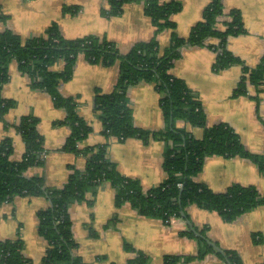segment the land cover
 <instances>
[{"label":"crops","instance_id":"1","mask_svg":"<svg viewBox=\"0 0 264 264\" xmlns=\"http://www.w3.org/2000/svg\"><path fill=\"white\" fill-rule=\"evenodd\" d=\"M161 2L171 0H160ZM178 1V0H176ZM181 9L171 16L175 29L164 28L156 34L160 49L170 43L173 31L187 36L191 28L203 18V10L210 0H179ZM227 14L238 9L243 17L245 31L229 35L227 48L251 68L264 56V0H222ZM65 6H70L64 10ZM107 0H0V31L10 29L24 42L31 36L45 33L56 23L66 38L96 35L113 41L121 52L133 44L148 41L155 36V26L145 13V0L124 3L117 15L104 12ZM225 15L220 16L219 28L224 29ZM212 42L216 40L212 39ZM216 50L209 45H188L181 49L171 69L187 86L198 94L205 112L206 125L226 123L239 134L241 142L252 152H264V82L261 89L247 84L246 93H236L244 69L240 64L216 69ZM62 60L53 68L61 70ZM8 79L1 95L13 101L3 117L0 116V141L9 137L13 142L12 160H20L25 152V141L16 124L24 115L37 116L38 130L43 136L44 161L29 166L25 175L43 176L51 187H62L73 167L85 168L88 156L64 148L70 126L61 123L64 108L55 106L45 90L30 85V77L23 73L16 60L8 66ZM119 73V61L112 65L93 63L79 55L71 77L62 81L60 92L77 98V113L91 126L78 146L109 141L108 155L123 175L139 179L144 189L160 184L165 178L163 154L166 142L153 138L144 142L139 137L120 140L107 138L96 108L97 91L113 90ZM129 103L134 125L148 130H160L166 125L161 107L162 95L153 83L141 81L129 88ZM172 123V122H171ZM194 137L204 135V127L192 125L184 118L174 121ZM196 180L208 184L215 192H224L232 183L252 185L264 194V173L250 159L236 155L224 157L207 155ZM86 198L69 207L73 237L78 242L76 253L93 264H122L135 256L127 249L131 244L144 251L149 264H163L165 255H196L198 243L181 231L186 219H162L141 215L129 202L115 205V188L105 182L89 190ZM49 205L44 196H16L0 204V240L21 238L23 255L31 264H42L47 241L38 231V211ZM189 219L197 227H208V237L223 249L236 250L243 264H264V204L246 211L233 222H226L214 210H205L195 204L188 206ZM178 264H228L217 254L209 252L204 258Z\"/></svg>","mask_w":264,"mask_h":264},{"label":"trees","instance_id":"2","mask_svg":"<svg viewBox=\"0 0 264 264\" xmlns=\"http://www.w3.org/2000/svg\"><path fill=\"white\" fill-rule=\"evenodd\" d=\"M109 8L104 12L117 15L124 3L131 0H107ZM133 1V0H132ZM181 2L171 0H145V13L155 26V36L148 41H139L127 52H121L116 44L104 37L85 35L66 38L56 23L45 33L31 36L26 42L10 29L0 31V116L3 117L14 104L3 98L1 90L8 79V66L16 60L20 70L27 74L30 85L47 91L55 106L64 108L65 118L61 123L70 126V134L64 148L75 153L83 152L88 158L85 168L73 167L67 182L62 187H51L43 176H27L29 166L44 161V139L38 130V117L24 115L16 124L25 141V152L20 160H12L13 142L9 137L0 141V204L16 196H44L49 205L38 211V233L47 241L42 264H93L76 253L78 242L73 237L69 207L74 202L85 200L89 190H95L105 182L115 188V205L129 202L141 215L162 219L170 223L172 218L189 219L188 206L195 204L205 210L216 211L226 222H233L241 214L264 204V194L252 185L232 183L224 192H215L203 182L196 180L202 171L207 155L224 157L242 156L254 162L264 173V152L248 150L236 130L226 123L206 125L205 112L197 93L185 81L172 72L181 49L188 45H209L217 52L214 68L224 69L231 64H240L244 74L235 90L246 93L247 84L261 89L264 82V56L251 68L227 48L229 35L245 31L243 17L238 9L224 11L222 0H210L203 10L202 20L196 23L187 36L173 31L170 43L160 49L156 34L164 28L175 29L171 16L181 9ZM70 6H65L68 10ZM228 17L225 28H219L220 16ZM214 39L216 42H212ZM93 63L112 65L119 61V73L110 92L97 91L96 108L107 138L120 140L139 137L144 142L161 139L167 144L163 154L164 180L149 189H144L137 178L123 175L108 155L109 141L80 149L79 141L87 136L91 126L77 113L78 101L74 96H65L59 86L69 79L79 55ZM62 60L61 70L53 68ZM141 81L153 83L162 95L161 107L166 125L160 130H148L134 125L133 111L129 103V88ZM184 118L192 125L204 127V135L198 139L174 121ZM172 122V123H171ZM264 122V121H263ZM197 234L189 225L182 234L198 243L196 255H165L163 264H178L196 258H204L209 252L217 254L230 264H243L236 250L219 252L208 240V227L195 226ZM21 238L0 240V264H31L23 255ZM135 256L122 264H149V256L133 245L126 244ZM114 264V263H113Z\"/></svg>","mask_w":264,"mask_h":264},{"label":"water","instance_id":"3","mask_svg":"<svg viewBox=\"0 0 264 264\" xmlns=\"http://www.w3.org/2000/svg\"><path fill=\"white\" fill-rule=\"evenodd\" d=\"M187 223H188V225H189V227L193 230V231H195L197 234H199L197 231H196V229H195V227H194V224H193V222L191 221V219H188L187 218ZM208 242H210L219 252H221V253H223L224 254V250H223V248L221 247V246H219L217 243H215L214 241H211V240H208ZM226 262L228 263V264H230V262H228V260L226 259Z\"/></svg>","mask_w":264,"mask_h":264},{"label":"rangeland","instance_id":"4","mask_svg":"<svg viewBox=\"0 0 264 264\" xmlns=\"http://www.w3.org/2000/svg\"><path fill=\"white\" fill-rule=\"evenodd\" d=\"M186 221H187V220H186ZM187 224H188V223H187ZM185 227L187 228V227H188V225H186ZM131 252H133V251H131ZM134 253H135V252H134Z\"/></svg>","mask_w":264,"mask_h":264}]
</instances>
